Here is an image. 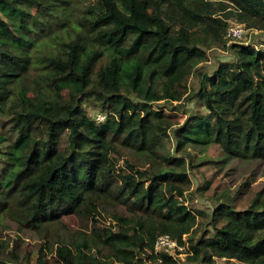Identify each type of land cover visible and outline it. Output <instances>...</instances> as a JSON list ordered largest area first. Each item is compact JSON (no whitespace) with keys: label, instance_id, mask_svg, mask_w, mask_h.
Wrapping results in <instances>:
<instances>
[{"label":"trees","instance_id":"trees-1","mask_svg":"<svg viewBox=\"0 0 264 264\" xmlns=\"http://www.w3.org/2000/svg\"><path fill=\"white\" fill-rule=\"evenodd\" d=\"M231 19L264 34V0H0V222H91L62 264H264V190L210 215L185 203L188 144L264 162V48L229 44ZM211 49L231 59L199 73ZM193 98L205 114L179 122ZM120 148L137 159L120 168Z\"/></svg>","mask_w":264,"mask_h":264},{"label":"rangeland","instance_id":"rangeland-1","mask_svg":"<svg viewBox=\"0 0 264 264\" xmlns=\"http://www.w3.org/2000/svg\"><path fill=\"white\" fill-rule=\"evenodd\" d=\"M95 1V0H91ZM235 19L228 21V25L236 24ZM228 40V39H227ZM230 43L248 44L255 48H264V34L244 29V37L232 40ZM207 61L198 66L199 73H212L220 62L231 59L229 54L219 49L206 51ZM200 76L193 75L188 80L191 92L198 90ZM169 106L166 103L154 104L153 108ZM173 106V105H172ZM88 116L92 117L98 112L97 108L85 104ZM169 110V109H168ZM177 114L179 122L187 116L195 117L205 114V111L195 98L184 103L183 111H172ZM188 174L191 186L185 194V203L192 210H199L210 215L217 200L231 197L237 209H244L255 195L264 190V162L242 161L226 156L218 145L208 146L188 144L185 149ZM137 157L130 150L120 148L119 167L123 168L125 160H136ZM124 211L123 209L121 210ZM68 230L61 231L57 236L37 233L29 229H18V225L6 218L0 222V263L1 264H37L42 257L47 264H62L56 257V249L60 245L72 247L81 241L91 230V222L78 221L73 217H64ZM108 223L107 220H104ZM185 249V248H184ZM187 251V248H186ZM104 254L107 250L103 251ZM185 255L180 258L184 262ZM215 264L226 263L217 260Z\"/></svg>","mask_w":264,"mask_h":264},{"label":"built area","instance_id":"built-area-1","mask_svg":"<svg viewBox=\"0 0 264 264\" xmlns=\"http://www.w3.org/2000/svg\"><path fill=\"white\" fill-rule=\"evenodd\" d=\"M244 37V26L241 23L228 26L226 30V38L230 41L240 40ZM104 118L100 114L95 117L96 122L102 121ZM154 249L156 251H163L174 258H182L184 255V248L178 245L174 240L168 236H161L155 241Z\"/></svg>","mask_w":264,"mask_h":264}]
</instances>
